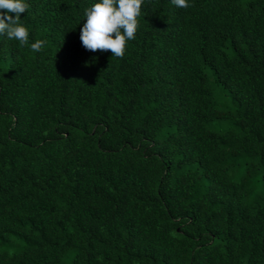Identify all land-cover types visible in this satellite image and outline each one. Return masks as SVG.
Returning <instances> with one entry per match:
<instances>
[{"label":"trees","instance_id":"obj_1","mask_svg":"<svg viewBox=\"0 0 264 264\" xmlns=\"http://www.w3.org/2000/svg\"><path fill=\"white\" fill-rule=\"evenodd\" d=\"M25 2L29 44L0 36V264H264V0H143L123 58L81 44L99 0Z\"/></svg>","mask_w":264,"mask_h":264},{"label":"clouds","instance_id":"obj_2","mask_svg":"<svg viewBox=\"0 0 264 264\" xmlns=\"http://www.w3.org/2000/svg\"><path fill=\"white\" fill-rule=\"evenodd\" d=\"M179 8H188V0H171ZM143 0H99L84 11V23L80 30L82 46L90 52H108L112 57L123 58L127 42L134 40L139 27ZM29 5L25 0H0V36L29 44V29L21 23V14ZM12 14H15L14 16ZM44 40L31 43L33 52H40Z\"/></svg>","mask_w":264,"mask_h":264}]
</instances>
